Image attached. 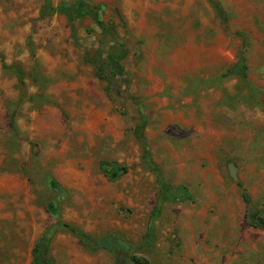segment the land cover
Returning <instances> with one entry per match:
<instances>
[{
	"label": "rangeland",
	"instance_id": "obj_1",
	"mask_svg": "<svg viewBox=\"0 0 264 264\" xmlns=\"http://www.w3.org/2000/svg\"><path fill=\"white\" fill-rule=\"evenodd\" d=\"M51 6L0 0V264H30L59 222L138 245L157 197L144 149L191 199L163 205L142 264H264V0ZM240 56L246 77L227 76ZM50 253L115 264L61 228Z\"/></svg>",
	"mask_w": 264,
	"mask_h": 264
},
{
	"label": "trees",
	"instance_id": "obj_2",
	"mask_svg": "<svg viewBox=\"0 0 264 264\" xmlns=\"http://www.w3.org/2000/svg\"><path fill=\"white\" fill-rule=\"evenodd\" d=\"M44 6L45 9L48 11L53 10L51 6V0H44ZM63 10L66 11L67 9H63ZM246 70H247V66L245 63V59L243 56H240L237 59V61L227 70L226 75L245 78ZM142 130H143L142 123H139L135 130V137L140 143H142L143 147L145 148V144L143 143L142 140ZM142 162L144 166L148 170L153 172L155 176L157 197L154 208L150 213V217L147 224V231L138 245H132L127 243L126 241L118 237L115 233H109L101 236H92L84 232L80 228L67 224L65 222L53 223L45 228L43 233L35 242L31 250L30 264H56L53 257L51 256L50 249H51V243L55 237L56 232L58 231V228H61L66 232H68L70 235L76 237L80 246L87 249L88 251L95 252L102 250L109 253L114 258L115 264H130V262L142 264L144 260L136 258L133 253L137 248L146 247L152 242V238L154 234V221L157 220L158 217L160 216L163 205L166 203H172V204L182 203L191 199L185 187L183 186L172 187L170 184L166 182L161 170L152 161L150 153L146 149H144L142 153ZM107 166L111 167L112 172L118 173V177L126 172L125 167H119L116 163H106V162L101 163L99 165L100 170L110 180H116V179H111L109 177V174L106 173ZM50 182H49V186H50ZM242 198L245 203H249L248 194L244 192L242 194Z\"/></svg>",
	"mask_w": 264,
	"mask_h": 264
},
{
	"label": "water",
	"instance_id": "obj_3",
	"mask_svg": "<svg viewBox=\"0 0 264 264\" xmlns=\"http://www.w3.org/2000/svg\"><path fill=\"white\" fill-rule=\"evenodd\" d=\"M109 177H110L111 179H116V178L118 177V173H116V172H112V171H111V172L109 173ZM50 187H51L52 189H54L55 191H59V192L61 193V195H63L62 188H61L60 185H59L57 182H55L54 180H52V181L50 182ZM48 212H49V214H50L55 220L58 219V213H57V210H56L55 205H54L53 203L49 204V206H48ZM257 222H258V224H259L260 226L264 225V216H263V217H260V218L258 219Z\"/></svg>",
	"mask_w": 264,
	"mask_h": 264
},
{
	"label": "flooded vegetation",
	"instance_id": "obj_4",
	"mask_svg": "<svg viewBox=\"0 0 264 264\" xmlns=\"http://www.w3.org/2000/svg\"><path fill=\"white\" fill-rule=\"evenodd\" d=\"M112 171L111 167L107 166L106 167V173L109 174Z\"/></svg>",
	"mask_w": 264,
	"mask_h": 264
}]
</instances>
